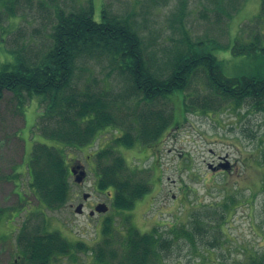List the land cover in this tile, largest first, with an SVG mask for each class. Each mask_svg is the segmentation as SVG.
<instances>
[{"label":"rangeland","instance_id":"obj_1","mask_svg":"<svg viewBox=\"0 0 264 264\" xmlns=\"http://www.w3.org/2000/svg\"><path fill=\"white\" fill-rule=\"evenodd\" d=\"M215 1L12 0L13 14L1 23L5 30L0 29L4 38L0 42V62L9 60L11 53H40L55 23V11L69 13L87 8L91 2L97 22L103 3L105 10L117 18L132 15L133 30L144 44V52L158 59L171 56L182 39H210L221 47L215 55L226 70L234 67L243 71L248 64L236 62L229 48L256 36L264 39L262 0H223L220 7ZM84 70L79 74V84L90 81L97 89L108 88L121 99L117 104L125 101L130 107L123 111L132 114L135 101L124 100L125 86L107 63L92 62ZM186 95L184 104L179 94H171L151 105L152 110L170 114L175 124L159 144L150 148L138 142L129 148L118 145L115 139L127 131L114 128L100 131L89 149L79 152L66 148L67 164L75 158L88 169L87 175L81 185L69 177V200L58 210L47 211L30 193L27 168L35 142L52 144L35 129L45 106L33 96L31 101L23 102L21 113L15 108L16 100L5 93L0 101V264L17 253L16 238L4 236L9 225L24 227L27 222L30 229H41L44 224V230L57 229L73 240L70 253L77 256L79 264H90L93 256L76 250L77 243L93 247L108 241L118 245L130 226L145 233L156 229L158 236L170 241L169 247L160 252L162 264H249L253 258L256 262L264 249V111L247 103L238 106L216 102H212L214 109H200L198 101L212 95L200 74L191 79ZM142 107L140 104L139 109ZM184 107L192 110L185 111ZM99 149L114 150L124 158L126 177L149 182L150 192L135 201L132 208H113V191L96 189L92 154ZM210 165L215 166L213 170ZM82 193L91 196L90 204L105 203L108 211L88 217L91 205L87 204L84 214H75L73 208L81 201ZM192 213L201 214L200 231ZM105 225L110 228L107 235ZM175 228L177 231H171ZM183 229L190 233L188 238ZM9 245L12 251L6 253ZM68 262L63 260L61 264Z\"/></svg>","mask_w":264,"mask_h":264},{"label":"trees","instance_id":"obj_2","mask_svg":"<svg viewBox=\"0 0 264 264\" xmlns=\"http://www.w3.org/2000/svg\"><path fill=\"white\" fill-rule=\"evenodd\" d=\"M222 1L215 3L220 7ZM90 4L69 13L57 9L49 39L40 53L34 56L24 55V51L11 53L9 60L0 62V101L8 92L21 113L23 102L31 101L33 96L39 97L45 106L35 129L43 140L52 144L35 142L27 168L30 193L37 205L47 211L58 210L69 200L71 162H66V148L79 152L89 149L98 133L107 128L127 131L115 139L118 145L129 148L138 142L150 148L159 144L175 122L170 114L152 110L151 105L158 99H168L171 94H179L180 103L184 104L186 91L196 74L201 75L213 97L200 99L197 103L200 109H214L215 104L221 103L238 106L247 103L264 111V39L261 37L229 48L236 62L248 64L249 68L243 71L234 67L226 70L215 55L221 47L210 39H182L171 56L158 59L153 53L144 52V44L133 30L132 15L117 18L105 10L104 4L101 20L97 22ZM12 14V0H0L1 30H5L2 21ZM260 14L264 15V0ZM0 42H4L2 31ZM225 49L228 51V46ZM92 62L107 63L120 76L125 86L124 100L135 101L132 114L123 111L130 107L125 101L117 104L121 99L108 88L97 89L90 81L78 83L79 74ZM184 110L192 109L184 107ZM92 156L97 171L95 187L101 192L113 191V208L130 209L150 192L147 180L133 181L125 176V160L114 150L99 149ZM200 217V213H192L198 231L202 228L198 226ZM26 225L16 240H27L21 251L31 259V264H43V260L48 264L55 253H70L73 243H68L60 233L44 230V224L37 231ZM109 229L105 225L104 234ZM183 233L186 238L190 235L186 229ZM30 234L42 237H30ZM169 244V240L158 236L156 229L145 233L130 226L118 245L108 241H100L93 247L77 243L75 249L83 254L90 252L93 256L90 264H162L160 252ZM72 256L76 262L77 256ZM249 264H264V249L260 258L256 262L253 258Z\"/></svg>","mask_w":264,"mask_h":264},{"label":"flooded vegetation","instance_id":"obj_3","mask_svg":"<svg viewBox=\"0 0 264 264\" xmlns=\"http://www.w3.org/2000/svg\"><path fill=\"white\" fill-rule=\"evenodd\" d=\"M88 159H89V157H88ZM85 161L87 162V160H85ZM72 164H74L75 167L76 166L79 167L78 170H77L78 172H80V171L83 170V167H82V165L79 162L73 161ZM78 185H81V184H78ZM77 198H78V194H76L74 196V200H77ZM90 199H91V196L90 195L89 196H86V194H83L82 193L81 194V201L76 204V206L73 208V211L75 210L76 207L80 206L81 207V215H82L85 212L84 211V208L88 204V205H91V207L88 210L87 215L88 216H90V215H92V216L93 215H98V214H92V213H94L95 207L100 202L99 201H95L93 204H90L89 203ZM69 206L70 207H73V204H69ZM22 228H23V226L16 227L14 225H10L9 226V229H8V232L5 233V234H6L7 237L11 238V240H13V239L15 240V238L17 237V234H19L21 232ZM33 229H35L36 231L39 230L36 226ZM49 232H58V233H60V231L57 230V229H55V230L54 229L49 230ZM61 235H62V237L66 238V240H68V242H73V240H70L68 237L64 236L62 234V232H61ZM29 236L30 237H33V236H35V237H42L41 234H30ZM31 241L34 242L36 240H31ZM26 242H27V240L23 239L22 242H18L20 245H18V246L17 245H14L15 248H16V250H17L16 251L17 253L16 254H11L12 256L11 255H8V258L9 259L4 264H31V263H33L31 261V259H29L28 256H26V255H24V254L21 253L20 249L18 250V247L19 248H22V246H23L22 244L23 243L26 244ZM8 249H9V252H6V253H10V251H12L11 245H9V248ZM63 260H67V262L69 260L70 262H68V263L74 264L73 259H72V254L71 253L69 254L68 252H65V251L61 255L54 254L53 257H52V259L50 261H48V264H61ZM44 261L45 260H43L41 263L46 264V262H44Z\"/></svg>","mask_w":264,"mask_h":264},{"label":"water","instance_id":"obj_4","mask_svg":"<svg viewBox=\"0 0 264 264\" xmlns=\"http://www.w3.org/2000/svg\"><path fill=\"white\" fill-rule=\"evenodd\" d=\"M71 173L74 175L76 172L75 170L72 168L71 169ZM84 177V173L83 172H80L79 175L75 178V181L76 182H81L82 178ZM80 209L81 207L78 206L76 208V212H80ZM95 211L98 212V213H104L107 211V207L104 205V204H100L98 205L96 208H95Z\"/></svg>","mask_w":264,"mask_h":264}]
</instances>
